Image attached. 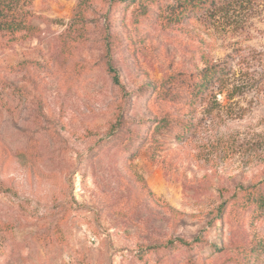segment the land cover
Masks as SVG:
<instances>
[{"label": "rangeland", "instance_id": "1", "mask_svg": "<svg viewBox=\"0 0 264 264\" xmlns=\"http://www.w3.org/2000/svg\"><path fill=\"white\" fill-rule=\"evenodd\" d=\"M27 1L35 32L0 33V264H264V0L177 25L91 0L79 36L81 0Z\"/></svg>", "mask_w": 264, "mask_h": 264}, {"label": "trees", "instance_id": "2", "mask_svg": "<svg viewBox=\"0 0 264 264\" xmlns=\"http://www.w3.org/2000/svg\"><path fill=\"white\" fill-rule=\"evenodd\" d=\"M91 0H81L78 4V20L76 22V30H78L77 36L82 32L80 24L84 23L83 18L85 10ZM113 5H122V7L132 8V17L134 21L140 18L151 17L162 21L166 25H177L189 20L196 13L201 12L208 7H214L216 4L224 0H109ZM28 5L27 0H0V33H5L11 36L16 34L25 33L32 34L35 32L34 27L30 23L31 13L26 10ZM80 29V30H79ZM109 70L114 74L113 70ZM217 70L212 66H206L204 71L197 77L195 81L191 83V90H189L188 102L190 105L193 101L206 89V87L215 80ZM114 80L117 78L114 74ZM150 89V88H147ZM150 91V90H149ZM154 128L152 135H159L163 127L168 126L169 121L165 118H158L154 120ZM178 123V132H175L177 137H182L183 132L187 131V125L182 122ZM121 135H114L115 141H120ZM126 144H131L136 140L137 147L143 144V136L136 134V138H128ZM155 146V144H154ZM153 146V147H154ZM137 150V149H136ZM130 153V152H129ZM132 155V154H130ZM255 203L264 207V198L260 196L255 199ZM173 248V243L170 244ZM244 260H247L252 250L242 251ZM237 264H250L248 261L240 262Z\"/></svg>", "mask_w": 264, "mask_h": 264}]
</instances>
